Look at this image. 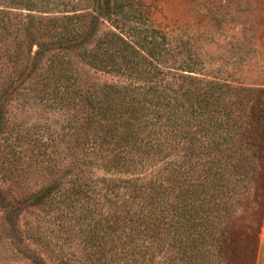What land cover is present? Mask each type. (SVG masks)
<instances>
[{"label":"trees","instance_id":"trees-1","mask_svg":"<svg viewBox=\"0 0 264 264\" xmlns=\"http://www.w3.org/2000/svg\"><path fill=\"white\" fill-rule=\"evenodd\" d=\"M12 10L54 16L30 15L24 22ZM101 21L110 30L98 36ZM12 24L23 33L16 50L31 54L37 48L28 56L26 74L18 71L0 92V133L7 99L18 80L35 73L45 51L75 49L95 72L120 80L84 79L51 59L37 74L44 82L50 73L62 79L52 90L43 84L42 100L69 116L61 127L69 136L65 155L104 175H73L64 189L53 183L32 195L31 202L57 200L66 214L77 216L85 250L99 259L151 264L166 245H172L166 250L178 262L198 252L207 255L217 237L218 215L230 206L236 180L231 170L236 172L243 158L234 118L243 113L249 90L177 63L178 52L167 35L149 25L132 0H0V29ZM37 35L47 41L37 42ZM16 50L14 59L7 55L12 64L20 62ZM58 163L44 171L58 172Z\"/></svg>","mask_w":264,"mask_h":264},{"label":"rangeland","instance_id":"rangeland-1","mask_svg":"<svg viewBox=\"0 0 264 264\" xmlns=\"http://www.w3.org/2000/svg\"><path fill=\"white\" fill-rule=\"evenodd\" d=\"M132 1L149 25L167 35L178 52L177 63H190L207 79L249 90L243 113H235L234 118L243 158L239 169L231 170L236 180L227 213L218 215L215 242L205 246L210 248L207 255L198 252L196 258L183 262L175 260L174 252H167L172 245H166L151 264H264V0ZM12 12L21 13L24 22L30 15L54 16L25 10ZM109 30L101 21L96 32L99 36ZM21 34L15 32L14 24L0 29V92L17 78L18 71L26 74L28 56L36 51V46L31 54L28 49L22 53L16 50ZM35 40L47 41L40 35ZM15 50L20 62L12 64L7 55L11 53L14 59ZM49 60L57 66L71 67L72 74L79 71L84 79L120 81L95 72L75 49L65 48L45 51L37 58L31 77L24 76L21 83L16 79L13 94L5 104L0 133V264H120V258L99 259L85 250L83 238L77 233V216L66 214L68 210L57 200L48 205L31 202L32 195L53 183L64 189L73 175H104L101 169L86 167L65 155L69 136H63L61 127L69 116L42 100L43 84L52 90L62 79L50 73L44 79L47 83L37 76L43 74ZM55 163L60 164L58 172L44 171L47 164ZM141 172L136 171L138 175Z\"/></svg>","mask_w":264,"mask_h":264}]
</instances>
